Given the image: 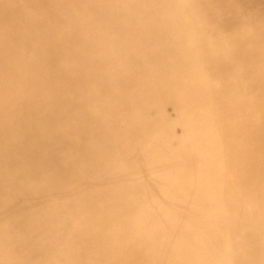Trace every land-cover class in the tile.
Instances as JSON below:
<instances>
[{
	"label": "rangeland",
	"instance_id": "rangeland-1",
	"mask_svg": "<svg viewBox=\"0 0 264 264\" xmlns=\"http://www.w3.org/2000/svg\"><path fill=\"white\" fill-rule=\"evenodd\" d=\"M156 1L0 0V264H72L73 259L101 264V252L90 247H100L107 229L115 225L133 231L128 221L137 214L154 222L138 228L143 234L137 243L144 248L138 255L147 254V264L155 256L180 264H197L204 256V264H217L213 258L218 256V237L207 227L221 217L224 246L228 244L230 258L238 259L227 263V257L226 263L264 264L263 240L258 243L255 232L264 198V108L256 110L263 122L252 133L250 149L243 150L244 114L239 107L237 145L230 147L227 129L234 116L223 106L231 93L228 76L234 59L217 72L218 65L205 51L223 42H232L234 49L231 34L238 15L249 17L254 27L264 13L248 0ZM110 20L114 22L107 23ZM204 77L212 80L203 84ZM241 84L251 92L248 80ZM184 178L193 183L184 184ZM229 185L234 200L239 196L237 217L233 200L225 199L221 206L218 202V192ZM226 192L223 198H228ZM185 214L193 217V236L210 240L204 247L184 234L165 239L157 232L162 224L183 229ZM111 237L122 239L114 233Z\"/></svg>",
	"mask_w": 264,
	"mask_h": 264
},
{
	"label": "bare ground",
	"instance_id": "bare-ground-1",
	"mask_svg": "<svg viewBox=\"0 0 264 264\" xmlns=\"http://www.w3.org/2000/svg\"><path fill=\"white\" fill-rule=\"evenodd\" d=\"M11 1V0H10ZM158 1V0H157ZM156 1V2H157ZM201 1V0H200ZM199 1V2H200ZM129 2V1H128ZM198 2V1H197ZM231 2H232V0H231ZM248 2H250V3H252L253 4V2H254V5L256 4V8H257V10H259V11H262L263 13H264V0H248ZM97 3V2H96ZM103 3V2H102ZM130 3V2H129ZM129 3H127V4H129ZM160 3H161V1H160ZM183 4V3H182ZM199 4V3H198ZM201 4V3H200ZM157 5H158V3H157ZM157 5H155V6H157ZM193 5V4H192ZM94 5H91V7H93ZM96 6V5H95ZM164 6V5H163ZM171 6H173V5H171ZM187 6V5H186ZM135 7V6H134ZM151 7V6H150ZM152 7H154V5L152 6ZM167 7V6H166ZM170 7V6H169ZM184 7H185V5H184ZM195 7V6H194ZM198 7V6H197ZM253 7V6H252ZM120 8V7H119ZM157 8V7H156ZM162 8V7H161ZM168 8V7H167ZM171 8V7H170ZM7 9V8H6ZM93 8H91V10H92ZM121 9V8H120ZM119 9V10H120ZM137 9V8H136ZM150 9V8H149ZM152 9V8H151ZM157 9H159V8H157ZM163 9V8H162ZM252 9V8H251ZM100 9H98V11H99ZM161 10V9H160ZM163 10H168V9H163ZM189 10V9H188ZM143 12H144V10H142ZM156 10H154L153 12H155ZM173 12H175V10H172ZM84 12V11H83ZM162 12V11H161ZM167 12V11H166ZM189 12H190V10H189ZM210 12V11H209ZM255 12V11H254ZM20 13V12H19ZM87 13V12H86ZM88 13H90V11L88 12ZM101 13V12H100ZM158 13H159V11H158ZM193 13V12H192ZM259 12L257 11V14H258ZM81 14V13H80ZM94 14V13H93ZM103 14V13H102ZM154 14V13H153ZM171 14V13H170ZM210 14H212V11L210 12ZM217 14H218V12H217ZM256 14V15H257ZM83 15H85V13H83ZM95 15H96V13H95ZM106 15V14H105ZM113 15V14H112ZM117 15V14H116ZM198 15V14H197ZM248 15H250V14H248ZM80 16V15H79ZM99 16V15H98ZM159 16V15H158ZM218 16H220V15H218ZM87 17V16H86ZM97 17V16H96ZM100 17V16H99ZM108 17V16H107ZM114 17V16H113ZM112 17V18H113ZM164 17V16H163ZM169 17V16H168ZM190 17V16H189ZM192 17V16H191ZM204 17V16H203ZM88 18V17H87ZM103 18H105V17H103ZM151 18V17H150ZM193 18V17H192ZM199 18H201L200 16H199ZM249 17H246L245 15L243 16V14H241V15H238V19H236L235 20V23H234V25H235V29H234V32L231 34L232 35V40L234 41V49H232V46H231V44L230 43H232V42H229V46L227 45V44H225L223 41V44H221L220 43V45H216V44H212V45H209L208 43V45L209 46H207V48H206V52L209 54V58L212 60V61H214V66H216V65H218V67L215 69L217 72H219V70H220V67L223 65V63L225 62V61H227V60H230V59H234L233 60V62H232V64L230 65V67H229V69H230V73H229V75L230 76H228L229 77V91L231 92L229 95H228V104H226V106H223V107H225L224 109L226 110V111H229V113L230 114H232L234 117H230V119L232 120V122H231V124H229V126H228V129H227V131H228V135L231 137V139L232 140H230V141H228V145L230 146V147H234V146H236L237 145V140H238V132H239V130L241 129V131H242V144H241V146H242V148H243V150H246V149H250V144H251V137H252V133H254V132H256L257 131V126H258V124L260 123V122H263L264 121V118L262 119L263 121H261V120H258V118L256 117V110H258V109H260L261 108V106H262V108H264V52H263V48H261L262 46L261 45H263L264 46V18H262L259 22H257L256 23V27L254 26V27H251L252 25L250 24V22H249ZM257 18V17H256ZM107 19V18H106ZM202 19H205V18H202ZM152 20V19H151ZM194 20H196V19H194ZM96 21H97V19L95 20V22L94 23H96ZM107 21V20H106ZM145 21H147V19H145ZM199 21H200V19H199ZM255 21V20H254ZM99 22H100V20H99ZM114 22V21H113ZM112 22V23H113ZM147 22H149V21H147ZM156 22V21H155ZM155 22H152L151 23V25L152 24H154ZM160 22H161V20H160ZM107 23H111V20H110V22L108 21ZM111 23V24H112ZM157 23V22H156ZM230 23V22H229ZM115 24V23H114ZM148 24V23H147ZM159 24V23H158ZM161 24V23H160ZM159 24V25H160ZM200 24H202V23H200ZM90 25H91V23H90ZM100 25H102L101 23H100ZM107 25H110V24H107ZM118 25V24H117ZM146 25V24H145ZM149 26H150V24H148ZM104 26V25H103ZM156 26H158V25H156ZM199 26V25H198ZM92 27H93V25H92ZM91 27V29H93ZM124 27H125V25H124ZM147 27V26H146ZM107 28H108V26H107ZM143 28V27H142ZM142 28H141V30H142ZM100 29V28H99ZM105 29V28H104ZM113 29V28H112ZM124 29H126V28H124ZM130 29V28H129ZM257 30V31H256ZM97 32L98 31H96V33L95 34H97ZM201 33V32H200ZM222 34V33H221ZM201 35V34H200ZM101 36V35H100ZM142 36V35H141ZM204 36V35H203ZM100 38V37H99ZM142 38V37H141ZM210 39V38H209ZM218 39V38H217ZM142 40V39H141ZM167 40H168V35L167 34H165V37H164V40L163 41H165V42H167ZM208 40V39H207ZM219 40V39H218ZM32 41H33V39H32ZM114 41V40H113ZM215 41V40H214ZM100 42H102V40L100 41ZM155 43H157V42H153V44H152V47L154 46V44ZM214 43V42H213ZM227 43V42H226ZM142 46H144V45H142ZM137 48H138V46H137ZM261 48V49H260ZM110 50V49H109ZM233 50H234V57H232V52H233ZM134 53V52H133ZM110 55H112V54H110ZM108 56H109V54H108ZM203 56V55H202ZM108 58V57H107ZM199 58H201V57H199ZM55 59V58H54ZM91 59H93V58H91ZM202 59V58H201ZM205 60V59H204ZM239 60L240 61H242V64L239 62ZM246 60H248V61H246ZM54 61V60H53ZM96 61V60H95ZM51 62H52V60H51ZM98 62V61H97ZM202 62V61H201ZM53 63H55V61L53 62ZM56 63H57V61H56ZM125 63V62H124ZM206 63V62H205ZM58 64V63H57ZM56 64V65H57ZM128 65V64H130V63H125V65ZM225 66V65H224ZM126 67V66H125ZM129 67V66H128ZM132 68V66L130 67V69ZM61 69V68H60ZM88 70V69H87ZM90 70V69H89ZM121 70V69H120ZM127 70V69H126ZM128 71V70H127ZM102 72V71H101ZM116 72V71H115ZM95 73V72H94ZM118 73V72H117ZM197 73V72H196ZM98 74H99V72H98ZM101 74V73H100ZM104 74V73H103ZM105 75V74H104ZM116 75V74H115ZM115 75H113V76H115ZM223 75H225L226 76V74H223ZM101 76V75H100ZM103 76V75H102ZM199 76V75H198ZM67 77V76H66ZM85 77V76H84ZM87 77V76H86ZM93 77V76H92ZM116 77V76H115ZM125 77V76H124ZM170 77V76H169ZM197 77V76H196ZM203 77V76H202ZM227 77V76H226ZM225 77V78H226ZM68 78H69V76H68ZM195 78V77H194ZM200 77H198V79H199ZM82 79V78H81ZM90 79V78H89ZM101 79V81H102V78H100ZM124 79V78H123ZM196 79V78H195ZM215 80H216V78H214ZM77 80H79V79H77ZM86 80V79H85ZM115 80V79H114ZM122 80V79H121ZM186 80V79H185ZM207 80L208 81H210V80H212V78L210 77V79H208L207 77H204L202 80H200V82L201 83H206L207 82ZM219 80V79H218ZM243 80V81H242ZM246 80H248L250 83H251V87H252V90H251V92H247L246 91V89H244L243 87H242V84H241V82H243L244 83V81H246ZM84 81V80H83ZM91 81V80H90ZM90 81H88V82H90ZM161 81H163V79H161ZM206 81V82H205ZM221 81H222V79H221ZM86 82V81H85ZM117 82H120V81H118V79H117ZM116 82V83H117ZM125 82V81H124ZM129 82H130V77H129ZM187 82V81H186ZM224 82V81H223ZM106 83V82H105ZM113 84L115 83V81L114 82H112ZM121 83V82H120ZM127 83H128V81H127ZM133 83V82H132ZM131 83V84H132ZM136 83V82H135ZM200 83V84H201ZM111 84V83H110ZM113 84H111V85H113ZM123 84H125V83H123ZM188 84V83H187ZM190 84V83H189ZM202 84V85H203ZM219 84H220V82H219ZM102 85V84H101ZM120 85V84H119ZM167 85V84H166ZM206 85V84H205ZM123 86V85H122ZM132 86V85H131ZM139 86V85H138ZM204 86V85H203ZM209 86H210V84H209ZM110 87V86H109ZM121 87V86H120ZM204 87H206V86H204ZM203 87V88H204ZM208 87V86H207ZM244 87H246V86H244ZM98 88H99V86H98ZM123 88V87H122ZM129 88V87H128ZM135 88V87H134ZM227 88H228V86H227ZM108 89V88H107ZM166 89V88H165ZM164 89V90H165ZM205 89V88H204ZM100 90V89H99ZM109 90H111V89H109ZM123 90V89H122ZM125 90V89H124ZM133 90V89H132ZM209 90H210V87H209ZM208 90V91H209ZM108 91V90H107ZM143 91V90H142ZM205 91H206V89H205ZM204 91V92H205ZM207 91V92H208ZM250 91V90H249ZM109 92H111V91H109ZM172 92H174V91H172ZM181 92V91H180ZM206 92V93H207ZM225 92H227V91H225ZM103 93V92H102ZM105 93V92H104ZM108 93V92H107ZM145 93V92H144ZM206 93H203V94H206ZM216 93V92H215ZM27 94V93H26ZM112 94H114V93H112ZM120 94H123V92H121ZM119 94V95H120ZM126 94V93H125ZM169 94V93H168ZM174 94V93H173ZM100 95V94H99ZM105 95H106V93H105ZM118 95V94H117ZM194 95V94H193ZM192 95V96H193ZM27 96V98H28V94L26 95ZM128 96V95H127ZM126 96V97H127ZM129 96H130V94H129ZM207 96V95H206ZM210 96V95H209ZM214 96V95H213ZM71 97V96H70ZM145 97V96H144ZM143 97V98H144ZM187 97V96H186ZM200 97V96H199ZM101 98H102V96H101ZM117 98V97H116ZM191 98V97H190ZM204 98V97H203ZM213 98V97H212ZM63 99V98H62ZM108 99V98H107ZM112 99H113V97H112ZM118 99V98H117ZM138 99V98H137ZM140 99V98H139ZM188 99V98H187ZM196 99V98H195ZM202 99V98H201ZM208 99V98H207ZM210 99H211V96H210ZM115 100V99H114ZM142 100V99H141ZM192 100V99H191ZM200 100V99H199ZM206 100V99H205ZM62 101H64V100H61L60 101V103L62 102ZM67 101V100H66ZM72 101L73 100H71V103H72ZM75 101V100H74ZM106 101V100H105ZM112 101V100H111ZM116 101V100H115ZM125 101V100H124ZM123 101V102H124ZM157 101V100H156ZM163 101H164V99H163ZM186 101H188V100H186ZM202 101V100H201ZM65 102V101H64ZM100 102V101H99ZM204 102V101H203ZM206 102V101H205ZM74 103V102H73ZM106 103V102H105ZM110 103V102H109ZM112 103V102H111ZM125 103V102H124ZM161 103V102H160ZM160 103H158V104H160ZM189 103H191V102H189ZM65 104V103H64ZM67 104V103H66ZM77 104V103H76ZM80 104V103H79ZM86 104H88V103H86ZM85 104V105H86ZM102 104H104V103H102ZM113 104H114V102H113ZM149 104V103H148ZM164 104H166V103H164ZM194 104V103H193ZM203 104H205V103H203ZM219 104V103H218ZM221 104V103H220ZM47 105V104H46ZM70 105V104H69ZM94 105H96V104H94ZM108 105V104H107ZM174 105V104H173ZM181 105V104H180ZM197 105V104H196ZM200 105V104H199ZM65 106V105H64ZM98 106V105H97ZM100 106H101V102H100ZM102 106H104V105H102ZM195 106V105H194ZM203 106V105H202ZM219 106V105H218ZM240 106H243V114H244V116H243V122H242V126H243V128L242 127H240V129H238L237 128V126H236V120L238 119L237 117H238V112H239V107ZM70 107V106H69ZM96 107V106H95ZM110 107V106H109ZM162 107H164V106H162ZM170 107V106H169ZM169 107H167V108H169ZM216 107V106H215ZM220 107H221V105H220ZM56 108V107H55ZM60 108V107H59ZM62 108V107H61ZM67 108V107H66ZM66 108H65V110H66ZM76 108V107H75ZM114 108V107H113ZM147 108V107H146ZM97 109V108H96ZM217 109V108H216ZM72 110V109H71ZM110 110V109H109ZM113 110V109H112ZM112 110H110L111 111V113H113L112 112ZM163 110V109H162ZM161 110V111H162ZM218 110V109H217ZM55 111V110H54ZM57 111V110H56ZM55 111V112H56ZM64 111V110H63ZM69 111V110H68ZM68 111H66L67 113H70V112H68ZM81 111H82V109H81ZM80 111V112H81ZM87 111V110H86ZM205 111H206V109H205ZM252 111H254V112H252ZM62 112V111H61ZM72 112V111H71ZM79 112V111H78ZM145 112V111H144ZM167 112H169L168 110H167ZM172 112V111H171ZM201 112V111H200ZM215 112V111H214ZM241 112V111H240ZM250 112H252L251 113V117L249 118V115H250ZM74 113V112H73ZM77 113V112H76ZM85 113V112H84ZM98 113H99V111H98ZM104 113V112H103ZM107 113V112H106ZM110 113V114H111ZM174 113V112H173ZM52 114H53V111H52ZM62 114V113H61ZM71 114V113H70ZM81 114H82V112H81ZM109 114V113H108ZM171 113L169 112V115H170ZM220 114H222L221 112H220ZM65 115V114H64ZM88 115V117H90V118H92L91 116H89V114H87ZM90 115H92V114H90ZM97 115V114H96ZM113 115V114H112ZM115 115V114H114ZM163 115V114H162ZM161 115V116H162ZM84 116V115H83ZM86 116V115H85ZM142 116V115H141ZM143 117V116H142ZM164 117V116H163ZM218 117H219V115H218ZM82 118V117H81ZM84 118H86V117H84ZM121 118V117H120ZM159 118H161L162 119V117H159ZM83 119V118H82ZM119 119V118H118ZM91 120V119H90ZM93 120V119H92ZM145 120H147V119H145ZM227 120V119H226ZM226 120H223L222 122H223V125H224V127L226 128L227 127V124L228 123H226ZM47 121H48V119H47ZM52 121V120H51ZM84 121V120H83ZM94 121V120H93ZM161 121V120H160ZM159 121V122H160ZM97 123H98V121H96ZM120 122V121H119ZM158 122V123H159ZM117 123V122H116ZM115 123V124H116ZM162 123V122H161ZM163 123H166V122H163ZM46 124V123H45ZM48 124V123H47ZM46 124V125H47ZM102 124V123H101ZM49 125V124H48ZM52 125V124H51ZM54 125V124H53ZM119 125V124H118ZM45 126V125H44ZM139 126H140V124H139ZM162 126V125H161ZM47 127V126H46ZM55 127V126H54ZM53 127V128H54ZM58 127V126H57ZM65 127V126H64ZM97 127V126H96ZM165 127H167V126H165ZM48 128V127H47ZM50 128V127H49ZM52 128V127H51ZM103 128V127H102ZM102 128H100V129H102ZM43 129H44V127H43ZM66 129V128H65ZM132 129H133V127H132ZM132 129H130V130H132ZM166 129V128H165ZM51 130V129H50ZM105 130V129H104ZM65 131V130H64ZM42 132V131H41ZM66 133H67V131H65ZM103 133V132H102ZM155 133V132H154ZM59 134V133H58ZM135 134V133H134ZM51 135V134H50ZM52 135H54V134H52ZM66 135H68V134H66ZM100 135V134H99ZM132 135V134H131ZM130 135V136H131ZM49 136V135H48ZM101 136H103V135H101ZM106 136V135H105ZM111 136V135H110ZM179 137V136H178ZM51 138H54V136L52 137L51 136ZM64 138V137H63ZM48 139H50V138H48ZM102 140V139H101ZM125 140V139H124ZM128 140V139H127ZM225 140V139H224ZM51 141V140H50ZM60 141H62V140H59V142ZM67 141V140H66ZM72 141V140H71ZM70 141V142H71ZM95 141V140H94ZM99 141V140H98ZM107 141V140H106ZM129 141V140H128ZM146 141H148V140H146ZM77 142V141H76ZM104 142V141H103ZM100 143V142H99ZM105 143V142H104ZM107 143H109V142H107ZM106 143V144H107ZM155 143V142H154ZM153 143V144H154ZM42 144V143H41ZM45 144V143H44ZM44 144H42V145H44ZM81 144V143H80ZM91 144V143H90ZM95 143H93V145H94ZM102 144V143H101ZM144 144V143H143ZM61 145V144H60ZM71 145V144H70ZM76 145V144H75ZM74 145V146H75ZM131 145V144H130ZM134 145V144H133ZM264 145V144H263ZM39 146H40V144H39ZM47 146V145H46ZM68 146H69V144H68ZM67 146V147H68ZM73 146V147H74ZM107 146V145H106ZM137 146V145H136ZM135 146V147H136ZM88 147V146H87ZM108 147V146H107ZM140 147V146H139ZM49 148V147H48ZM96 148V147H95ZM179 148V147H178ZM68 149H69V147H68ZM74 149V148H73ZM84 149V148H83ZM135 149V148H134ZM151 149V148H150ZM54 150V149H53ZM57 150V149H56ZM56 150H55V152H56ZM65 150H66V148H65ZM70 150V149H69ZM68 150V153L69 152H71V151H69ZM110 150V149H109ZM125 150V149H124ZM59 151H61V150H59ZM75 151V150H74ZM73 151V152H74ZM64 152V151H63ZM81 152H82V149H81ZM108 152H110V151H108ZM127 152V151H126ZM147 152V151H146ZM163 152H164V150H163ZM65 153H67L66 151H65ZM67 153V154H68ZM75 153V152H74ZM120 153H121V151H120ZM125 153V152H124ZM48 154H52L51 152H49ZM145 154V153H144ZM148 154V153H147ZM149 155V154H148ZM152 155V154H151ZM158 155V154H157ZM160 155V154H159ZM52 156V155H51ZM55 155H53V157H54ZM62 156V155H61ZM63 156L65 157V154H63ZM68 156V155H67ZM70 156H71V154H70ZM74 156V155H73ZM85 156H87V154L85 155ZM113 156V155H112ZM153 156V155H152ZM57 157H59V156H57ZM63 157V158H64ZM72 157V156H71ZM75 157V156H74ZM82 157H84V156H82ZM70 158V157H69ZM103 158H105V157H103ZM148 158V157H147ZM146 158V159H147ZM59 159V158H58ZM72 159V158H71ZM91 159V158H90ZM153 159V158H152ZM204 159L205 158H203V157H200V161H203V164H204ZM261 159V158H260ZM89 160V159H88ZM97 160V159H96ZM111 160V159H110ZM116 160V159H115ZM158 160V159H157ZM262 160H264V159H262ZM261 160V161H262ZM54 161V160H53ZM52 161V162H53ZM59 161V160H58ZM68 161H69V159H68ZM81 160L79 159V162H80ZM91 161V160H90ZM102 161V160H101ZM114 161V160H113ZM55 162V161H54ZM60 162H62V160L60 161ZM65 162V161H64ZM78 162V161H77ZM79 162H78V164H79ZM87 162V161H86ZM103 162H104V159H103ZM63 163V162H62ZM68 163V162H67ZM70 163V162H69ZM68 163V164H69ZM81 163H83V162H81ZM106 162H104L103 164H105ZM119 163V162H118ZM146 163V162H145ZM156 163V162H155ZM47 164V163H46ZM92 164V163H91ZM116 164V163H115ZM171 164V163H170ZM169 164V165H170ZM208 163H207V161H206V165H207ZM58 165V164H57ZM65 165H67V164H65ZM98 165V164H97ZM119 165V164H118ZM127 165V164H126ZM146 165V164H145ZM244 165V164H243ZM60 166V165H59ZM79 166V165H78ZM83 166V165H82ZM86 166V165H85ZM105 167H106V165H104ZM107 166H108V164H107ZM113 166V165H112ZM62 167V166H61ZM67 167V166H66ZM139 167V166H138ZM144 167V166H143ZM99 167H97V169H98ZM132 168H134V167H132ZM56 169H57V167H56ZM151 169H152V167H151ZM50 170V169H49ZM55 170V169H54ZM64 170V169H63ZM90 170V169H89ZM105 170H106V168H105ZM205 170H206V168H205ZM53 171V170H52ZM91 171V170H90ZM145 171V170H144ZM206 171H208V170H206ZM57 172V171H56ZM59 172V171H58ZM69 172V171H68ZM72 172V171H71ZM106 172H107V170H106ZM150 172V171H149ZM205 172V171H204ZM62 173V172H61ZM72 173H74V172H72ZM102 173H104V171L102 172ZM112 173V172H111ZM114 173V172H113ZM115 173H117V172H115ZM119 173V172H118ZM208 173V175H211V173L210 172H207ZM52 174V173H51ZM69 174H71V173H69ZM68 175V174H67ZM144 175V174H143ZM51 176V175H50ZM59 176V175H58ZM61 176V175H60ZM71 176V175H70ZM72 176H74L73 174H72ZM78 176V175H77ZM84 176V175H83ZM82 176V177H83ZM101 176V175H100ZM114 176V175H113ZM121 176V177H120ZM119 177L120 178H122V175H120ZM62 177V176H61ZM69 177V176H68ZM91 177V176H90ZM124 177H126V176H124ZM128 177V176H127ZM231 177H233V175L231 174ZM70 178V177H69ZM74 178V177H73ZM76 178V177H75ZM80 178V177H79ZM118 178V177H117ZM129 178V177H128ZM119 179V178H118ZM126 179V178H125ZM228 180H229V178H227ZM52 180V179H51ZM54 180V179H53ZM76 180V179H75ZM92 180V179H91ZM94 180H96V178L94 179ZM55 181V180H54ZM58 181V180H57ZM56 181V182H57ZM88 181V180H87ZM87 181H86V183H87ZM100 181V180H99ZM103 181V180H102ZM108 181H110V180H108ZM124 181V180H123ZM220 181V180H219ZM107 182V181H106ZM125 182V181H124ZM58 183V182H57ZM60 183V182H59ZM96 183V182H95ZM111 183V182H110ZM123 183V182H122ZM154 183H156V182H154ZM153 183V184H154ZM191 183H193V181H190V178L188 179V178H184V184H187V185H189V184H191ZM254 183H255V186H257L256 188H258V186H259V183L254 179ZM65 184V183H64ZM94 184V183H93ZM152 184V185H153ZM51 185V184H50ZM70 185V184H69ZM72 185V184H71ZM74 185H76V184H74ZM73 185V186H74ZM86 185V184H85ZM96 185V184H95ZM108 185V184H107ZM88 186V185H87ZM97 186H99V185H97ZM103 186V185H102ZM151 186V185H150ZM53 187V186H52ZM57 188H58V185L56 186ZM64 187H66L65 185H64ZM77 187H79V186H77ZM91 187V186H90ZM200 187H202V186H200ZM63 188V187H62ZM73 188V187H72ZM75 188V187H74ZM82 188H83V186H82ZM149 188H151V187H149ZM263 188V187H262ZM77 189V188H76ZM93 189V188H92ZM100 189V188H99ZM138 189V188H137ZM144 189H146V188H144ZM152 189V188H151ZM164 189V188H163ZM75 190V189H74ZM98 190V189H97ZM109 190V189H108ZM114 190V189H113ZM128 190H132V189H128ZM150 190V189H149ZM156 190V189H155ZM227 192H226V191ZM254 190V189H253ZM58 191V190H57ZM136 191H139V190H136ZM221 191L222 192H218V202H220V206L222 205L221 204V202H224V200L226 199V202H227V199H231V200H233V209L232 210H235L236 209V212L233 214V217H237V214L236 213H238V208H236L237 207V202L239 201V196L238 197H236L235 198V200H234V198H233V194L231 195V193L233 192V188L229 185L228 186V188L227 189H224V188H222L221 189ZM59 192V191H58ZM97 192V191H96ZM95 192V193H96ZM125 192V191H124ZM123 192V193H124ZM130 192V191H129ZM150 192V191H149ZM161 192V191H160ZM225 192H226V194H228V198H223V197H225ZM235 192H237V190H235ZM252 192V191H251ZM46 193V192H45ZM87 193V192H86ZM128 193V192H127ZM153 193V192H152ZM159 193V192H158ZM179 193H180V191H176V193H175V195H174V197H178L179 196ZM47 194V193H46ZM50 194V193H49ZM89 194V193H88ZM105 194V193H104ZM111 194V193H110ZM110 194H108V195H110ZM118 194V193H117ZM143 194V193H142ZM161 194V193H160ZM219 194H220V197H221V199L219 198ZM92 195V194H91ZM100 195H102V194H100ZM116 195V194H115ZM120 195V194H119ZM97 196V195H96ZM95 196V197H96ZM140 196V195H139ZM103 197V196H102ZM111 197H113V196H111ZM138 197V196H137ZM142 197V196H141ZM155 197V196H154ZM217 197V195L215 194L214 195V198H216ZM119 198V197H118ZM135 198V197H134ZM149 198V197H148ZM151 198V197H150ZM112 199V198H111ZM154 199V198H153ZM164 199V198H163ZM100 200V199H99ZM101 200H103V199H101ZM131 200V199H130ZM142 200H143V198H142ZM262 200V199H261ZM261 200H260V202H261ZM141 201V200H140ZM122 202V201H121ZM142 202H144V200L142 201ZM85 203V202H84ZM106 203V202H105ZM126 203V202H125ZM139 203V202H138ZM156 203V202H155ZM161 203V202H160ZM167 203H169V202H167ZM47 203H45V205H46ZM71 204V203H70ZM87 204V203H86ZM107 204V203H106ZM134 204V203H133ZM186 204V203H185ZM261 204H263L262 205V207H261V210H260V213L258 214L257 213V215H258V220H259V224L255 227V232H256V235H257V240H258V243H260L261 242V240H263V244H264V227L263 226H261L262 225V223H264V198H263V200H262V203ZM83 205V204H82ZM82 205H80V206H82ZM91 205V204H90ZM172 205V204H171ZM170 205V206H171ZM85 206V205H84ZM92 206V205H91ZM95 206H97V205H95ZM126 206V205H125ZM133 206V205H132ZM146 206H147V204H146ZM185 206V205H184ZM93 207V206H92ZM91 207V208H92ZM98 207V206H97ZM107 207H108V205H107ZM110 207V206H109ZM139 207V206H138ZM156 207V206H155ZM167 207V206H166ZM71 208V207H70ZM122 208V207H121ZM112 209V208H111ZM117 209V208H116ZM72 210V209H71ZM93 210V209H92ZM118 210V209H117ZM172 210V209H171ZM84 211V210H83ZM86 211V210H85ZM74 212V211H73ZM106 212V211H105ZM120 212V211H119ZM152 212V211H151ZM228 212H230V211H228ZM106 214V213H105ZM108 214V213H107ZM136 214V213H135ZM186 216H188V217H186V216H184V217H182L181 218V220H180V222H181V226H182V228L183 229H175V227H176V224H172V226L171 227H169V226H167V227H165V225H160V226H158L157 228H158V231L157 232H159V235H161V236H163L165 239H169V237H170V235H173V237L175 238L176 236H178V237H182L183 236V234L184 235H186V236H189L191 239H193V241H195V243L196 244H199L200 245V247H204L205 245H206V243L208 244L209 242H210V240L209 239H207V238H201L200 236H198V237H194L193 236V234H194V232H191V230H190V228H191V226H192V218L193 217H191L190 215H188V214H185ZM230 216V215H229ZM160 219V218H159ZM167 219V218H166ZM223 217H221V219H220V221L218 222L217 221V224H212V226H208L207 227V229L210 231V232H212V233H214V237H218V256H215L213 259H215V262H217V264H227V263H229L230 261H233V263H237L236 262V259H237V256H235L234 258L233 257H231L230 258V254H229V251H228V244L227 245H225L224 246V243H225V241L223 240V233H225V231H224V226H223ZM253 220V219H252ZM71 221H73V220H71ZM169 221H170V219H169ZM125 222V221H124ZM123 222V223H124ZM127 222V221H126ZM125 222V223H126ZM144 222H146V224H148V226H154V222H147V220H146V217L144 216V215H141V214H137L136 216H134L132 219H130L129 221H128V224L130 223L131 225H133V231H131V230H128L127 231V229L123 226H116L115 225V227L114 228H110V229H107V237H104V238H102L104 241L100 244V247L99 246H91L90 247V249H92V248H94V249H97V250H99L100 252H101V254H102V261H101V264H147V262H148V259H149V257H147V254H145V255H143V256H141V257H139V255L138 254H141L143 251H144V248H143V245H140L139 243H137V242H139V240H141V235L143 234V231L142 230H139L138 228H140L141 226H140V223H144ZM229 223H230V221H229ZM250 225V224H249ZM218 226V229L216 228ZM212 227H213V229H212ZM155 229V228H154ZM153 229V230H154ZM212 229V230H211ZM215 229V230H214ZM90 230V229H89ZM154 232V231H153ZM117 234L118 235V237H121L122 239H118V240H116V241H114V240H112V237H111V235L112 234ZM148 233V232H147ZM174 233V234H173ZM149 234H151V233H149ZM154 234H157L156 232L154 233ZM253 234H255V233H253ZM123 237H125V238H123ZM150 237V236H149ZM151 237H153V236H151ZM173 237H170V238H173ZM256 237V236H255ZM254 237V238H255ZM95 238V237H94ZM143 238V237H142ZM154 238V237H153ZM152 238V239H153ZM177 238V237H176ZM227 238V237H226ZM144 239V238H143ZM147 239V238H146ZM173 240V239H172ZM171 240V241H172ZM176 240H178V239H176ZM217 240V239H216ZM153 241V240H152ZM175 241V240H174ZM143 242H145V241H143ZM151 242V241H150ZM149 242V243H150ZM167 242V241H166ZM165 242V243H166ZM180 242V241H179ZM182 242V241H181ZM141 243H142V241H141ZM148 243V242H147ZM148 243V244H149ZM156 243V242H155ZM173 243V242H172ZM175 243H177V242H175ZM126 246H125V245ZM145 245V244H144ZM147 245V244H146ZM150 245V244H149ZM157 246H159V245H157ZM165 246V245H164ZM103 247L105 248L104 250H103ZM160 247H162V245L160 246ZM169 247V246H168ZM223 247H224V251H222L223 250ZM262 247H264V246H261V249H263ZM149 248V247H148ZM151 249V248H150ZM162 249V248H161ZM161 249L159 250V251H161ZM116 250V251H115ZM170 250H172V249H170ZM264 250V249H263ZM135 252V253H133L132 254V252ZM154 252H155V250H153ZM163 251V250H162ZM167 251H169V250H167ZM253 251V250H252ZM152 253V252H151ZM166 253H168V252H166ZM165 253V254H166ZM180 253H182L181 251H180ZM161 254V253H160ZM168 254H171L170 252L168 253ZM134 255H136L137 256V258H139V260L138 259H135V257H134ZM162 255H163V253H162ZM159 256V255H158ZM165 256V255H164ZM227 257H229V259L227 260V263H226V259L225 258H227ZM196 258H199L198 256L197 257H194L193 259H191V260H194V259H196ZM244 258V257H243ZM258 258V257H257ZM98 259V258H97ZM106 259L108 260V262L106 263ZM152 259H153V262L151 263V264H180L179 262H178V260H173V261H168V259H167V256H166V258H159V257H152ZM238 260V259H237ZM51 261V260H50ZM204 261H206L205 260V257L203 256V258H202V261H198L199 263H197V264H204ZM49 262V261H48ZM208 262L209 261H207L206 263L208 264ZM72 264H90L89 262H87V261H76L75 259H73V262H72ZM209 264H213V263H209ZM216 264V263H215Z\"/></svg>",
	"mask_w": 264,
	"mask_h": 264
}]
</instances>
